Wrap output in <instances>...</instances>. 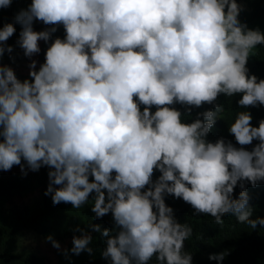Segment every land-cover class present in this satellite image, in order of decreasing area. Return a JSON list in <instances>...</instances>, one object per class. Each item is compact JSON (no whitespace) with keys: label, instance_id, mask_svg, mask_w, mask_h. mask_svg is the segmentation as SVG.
Here are the masks:
<instances>
[{"label":"clouds","instance_id":"9594fccd","mask_svg":"<svg viewBox=\"0 0 264 264\" xmlns=\"http://www.w3.org/2000/svg\"><path fill=\"white\" fill-rule=\"evenodd\" d=\"M240 11L237 0H31L14 18L30 59L23 80L2 63L16 28L0 26V171L46 167L54 205L79 209L91 197L96 219L111 214L112 229L90 225L106 238L108 264H192L184 250L192 229L166 196L264 236V198L252 205L246 187L264 183V119L253 126L239 111L228 129L235 144L207 140L221 94H240L242 108L264 106V78L247 68L264 32L241 23ZM34 21L47 27L36 31ZM60 25L65 35L53 39ZM175 104L189 114L213 108L184 122ZM77 230L70 251L92 254L91 233Z\"/></svg>","mask_w":264,"mask_h":264},{"label":"trees","instance_id":"16d2710c","mask_svg":"<svg viewBox=\"0 0 264 264\" xmlns=\"http://www.w3.org/2000/svg\"><path fill=\"white\" fill-rule=\"evenodd\" d=\"M30 3L31 0H13L10 7L0 9V26L13 23L16 28L14 35L7 41L13 51L5 52L2 63L11 66L21 80L27 78L28 73L20 72L24 53L17 40L21 26L15 23L14 18ZM237 3L241 7L239 20L241 23L247 21V27L249 24L258 27L256 23L264 20V0H237ZM33 27L34 30L40 31L47 26L40 21H34ZM64 35L63 26H57L53 39L57 36L63 38ZM247 68L250 75L264 78V45H257L254 51H251ZM239 99L240 94L232 97L221 94L218 97L215 103L221 104L223 111L218 114L207 140L214 142L223 137L235 144V138L228 129L239 111L251 113L253 126H258L259 121L264 119V106L242 108L237 104ZM173 107L182 112V121L191 122L197 118V113L213 108V105L205 104L201 108H192L190 114L183 105L175 104ZM152 111H155V107ZM257 142L253 141V145ZM253 145L247 146L248 149ZM15 169L0 171V264H108L101 255L106 238L101 233L92 231L90 225L99 224L102 228L112 229L111 214L96 219L91 212V197L89 203L79 209L65 203L54 205L51 196L45 195L49 183L46 167H41L36 172L28 170L26 175ZM159 175L158 171L155 172L153 179ZM246 187L251 198L250 203L253 205L257 200L261 203L264 198V183H259L256 187L246 183ZM239 191L237 187L235 194L238 195ZM165 200L173 208L177 220L192 229V234L184 242V250L192 254V264H264V236L239 226L235 216L226 215L223 217V223L217 224L214 217L197 214L181 199L166 196ZM260 214L264 217V209ZM77 229L91 233L92 254L84 251L76 255L70 251L73 236L81 234ZM49 235L62 245L60 249H53L57 254L53 261L48 260L47 254L37 248L39 243H34L39 238L50 242L47 240ZM213 253H224V259L210 260L209 255ZM150 264H155V257Z\"/></svg>","mask_w":264,"mask_h":264},{"label":"rangeland","instance_id":"374dc122","mask_svg":"<svg viewBox=\"0 0 264 264\" xmlns=\"http://www.w3.org/2000/svg\"><path fill=\"white\" fill-rule=\"evenodd\" d=\"M247 23V21L244 22V24ZM259 26L257 27L255 24H249L248 28L251 29H259L261 32H264V20L256 23ZM40 47H41V52L39 54L34 55L31 59H35L38 61L37 67H39L40 63H43L44 61V53L45 50L47 48L46 43L44 41H40ZM255 48H253L251 51H254ZM29 64H30V59L28 57L23 56L22 57V64L20 67V72L23 73H29ZM13 168H16L15 171L20 170L19 166H14ZM42 238H39V240H37L34 243H39V245L37 246L38 249H40L41 251L45 252L47 254L46 258L50 261H53V259H55V256L57 255L54 252V248L52 243L47 242L45 240H41ZM60 247H62V245H60Z\"/></svg>","mask_w":264,"mask_h":264},{"label":"bare ground","instance_id":"6f19581e","mask_svg":"<svg viewBox=\"0 0 264 264\" xmlns=\"http://www.w3.org/2000/svg\"><path fill=\"white\" fill-rule=\"evenodd\" d=\"M241 264V263H240Z\"/></svg>","mask_w":264,"mask_h":264}]
</instances>
